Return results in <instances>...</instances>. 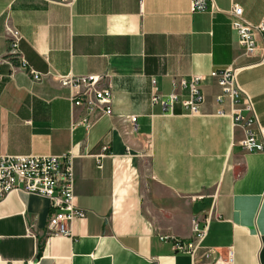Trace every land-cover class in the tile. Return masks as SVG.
<instances>
[{"label":"crops","instance_id":"0c3cea01","mask_svg":"<svg viewBox=\"0 0 264 264\" xmlns=\"http://www.w3.org/2000/svg\"><path fill=\"white\" fill-rule=\"evenodd\" d=\"M71 1L0 0V154L73 152L75 203L88 215L71 225L73 237L47 236L50 201L10 195L0 207V264H264V153H244L243 129L217 116L221 90L210 78L237 57L232 6L259 25L264 0H207L206 12H192V0ZM7 27L21 36L27 70L6 60ZM262 54L238 61L255 130L264 126ZM106 74L113 116L87 129L58 76ZM195 76L204 79L200 116L180 102L173 115L151 104L154 92L188 99L173 82ZM209 214L199 252L208 258L195 263L174 239L192 242L193 222L204 228Z\"/></svg>","mask_w":264,"mask_h":264},{"label":"built area","instance_id":"2783aa9c","mask_svg":"<svg viewBox=\"0 0 264 264\" xmlns=\"http://www.w3.org/2000/svg\"><path fill=\"white\" fill-rule=\"evenodd\" d=\"M71 0H59L60 4L70 5ZM207 0H192V12L208 11ZM212 11H216L212 6ZM231 28L238 37L239 50L232 65L226 70L212 72L210 78L221 90L216 98L219 106L217 116L229 117L233 128H242L244 137L240 141V147L246 154L264 153V126L257 125L253 104L250 98L246 97L238 85V77L245 69L238 65L241 58H252L258 51H262V63H264V21L259 25H253L245 19L244 9L239 5H233L229 11ZM10 50L6 60L17 61L16 69L27 70L28 64L19 50L21 36L18 31L7 27ZM263 42V47H261ZM5 60L0 58V64ZM36 82L41 81L42 74L30 71ZM59 82L72 91L71 102L74 108L85 110L86 117L78 124L89 129L101 119L113 116L112 102L113 90L109 76L88 75L85 77H63L58 76ZM204 79L201 76L192 77L190 80L178 79L173 83L176 90L188 91L189 98L182 100L181 97L172 93L166 97L153 93L151 104L160 106L165 112L173 115L177 103L191 117L201 115V108L205 104V96L201 86ZM155 87V80L152 81ZM228 103L230 111L227 113L223 106ZM136 131L137 118L135 116L127 119ZM100 159L103 155L94 156ZM73 152L62 156H10L0 154V207L12 194L25 193L39 196L50 201L51 213L46 228L47 236L73 237L71 225L78 220H84L87 212L78 208L75 203V160ZM212 219L209 214L206 219V226L200 228L197 221L193 222L194 237L192 242L184 243L174 239V248L178 252L190 254L193 261L206 260L208 252H204L202 243L207 236V225ZM28 235L33 236L31 229ZM169 238H166L168 240ZM200 252V253H199ZM231 256L227 263H231ZM222 263L221 260L217 261Z\"/></svg>","mask_w":264,"mask_h":264}]
</instances>
